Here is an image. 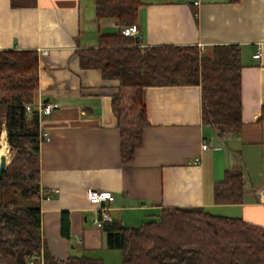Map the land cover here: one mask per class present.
<instances>
[{"label": "crops", "instance_id": "crops-1", "mask_svg": "<svg viewBox=\"0 0 264 264\" xmlns=\"http://www.w3.org/2000/svg\"><path fill=\"white\" fill-rule=\"evenodd\" d=\"M142 1L137 24L145 46L203 45L209 56L215 45L242 47V131L218 135L203 124L201 86H151L145 90L151 124L124 163L112 109L120 81L82 68L77 54L96 47L99 35L118 32L117 21L98 20L93 0H0V50H37L36 101L55 105L41 122L50 136L41 145V186L49 197L28 200L13 190L4 196L40 207L43 241L58 259L122 264V251L109 248L94 223L101 212L89 201L90 189L112 191V217L128 227L155 219L163 207H205L264 227V0ZM233 166L244 171L245 199L216 204L215 183ZM63 211L71 213L70 238L61 233Z\"/></svg>", "mask_w": 264, "mask_h": 264}, {"label": "trees", "instance_id": "trees-1", "mask_svg": "<svg viewBox=\"0 0 264 264\" xmlns=\"http://www.w3.org/2000/svg\"><path fill=\"white\" fill-rule=\"evenodd\" d=\"M93 1L97 19H114L119 31L99 35L96 47L79 48L77 54L82 68L98 69L105 79L120 81L112 109L124 163L134 159L151 124L145 101V90L151 86H201L203 124L218 135L241 133L240 45H215L212 56L197 45L145 46L122 32L137 24L142 0ZM39 87L37 50H0V147L5 131L11 152L0 177V264H104L100 258L80 255L58 259L43 241L40 207L4 199L7 190L28 200L48 195L41 186L44 116L27 110V105L36 104ZM245 185L242 168L227 169L215 183V203H242ZM102 228L108 247L122 251V264H264V227L205 207H163L155 219L138 227L113 219ZM61 233L70 238L69 211L62 212Z\"/></svg>", "mask_w": 264, "mask_h": 264}, {"label": "built area", "instance_id": "built-area-1", "mask_svg": "<svg viewBox=\"0 0 264 264\" xmlns=\"http://www.w3.org/2000/svg\"><path fill=\"white\" fill-rule=\"evenodd\" d=\"M123 34L127 36H133V37H139L140 34V28L138 24H133L130 26H126L122 30ZM200 50L204 51V46L199 45ZM43 53H47L46 50H44ZM261 56L260 50H258L254 57L259 58ZM55 108V105L50 102H44L42 100L36 101V104L27 105L28 112H32L33 110H37L39 112L40 116H46L50 115ZM42 136L46 141H50V136L47 132L43 131ZM202 147L204 149H207L209 147V144L207 141H204ZM47 195L45 198H48ZM88 197L89 201L96 205L98 210L101 212L100 215L94 220V223L98 227H102L104 222H110L113 220L112 214L110 212V208L108 204L115 201L116 196L114 193L110 190H101V189H90L88 191ZM259 198L260 200L264 201V189L259 192ZM29 264H34L33 261H30Z\"/></svg>", "mask_w": 264, "mask_h": 264}, {"label": "bare ground", "instance_id": "bare-ground-1", "mask_svg": "<svg viewBox=\"0 0 264 264\" xmlns=\"http://www.w3.org/2000/svg\"><path fill=\"white\" fill-rule=\"evenodd\" d=\"M3 139H2V144H1V148H0V163H1V157L3 156V155H6L7 156V161L9 162L10 161V156L9 155H11L10 153H9V144H8V142H7V139H6V134L4 133L3 134Z\"/></svg>", "mask_w": 264, "mask_h": 264}, {"label": "water", "instance_id": "water-1", "mask_svg": "<svg viewBox=\"0 0 264 264\" xmlns=\"http://www.w3.org/2000/svg\"><path fill=\"white\" fill-rule=\"evenodd\" d=\"M137 42L139 41V37H136ZM10 162L7 161V156L3 155L1 157V163H0V177L3 174V171L6 169V167L9 165Z\"/></svg>", "mask_w": 264, "mask_h": 264}, {"label": "rangeland", "instance_id": "rangeland-1", "mask_svg": "<svg viewBox=\"0 0 264 264\" xmlns=\"http://www.w3.org/2000/svg\"><path fill=\"white\" fill-rule=\"evenodd\" d=\"M5 132V131H4ZM4 132L2 133V136H3V134H4ZM6 133V132H5ZM2 139H3V137H2ZM2 139H1V144H2ZM1 148V147H0ZM10 148V147H9ZM10 150V149H9ZM9 153L11 154V152L9 151ZM10 156V161H11V155H9ZM9 161V162H10ZM4 199L5 200H8V198H7V195L4 197Z\"/></svg>", "mask_w": 264, "mask_h": 264}]
</instances>
